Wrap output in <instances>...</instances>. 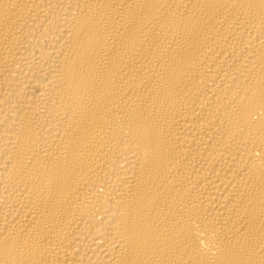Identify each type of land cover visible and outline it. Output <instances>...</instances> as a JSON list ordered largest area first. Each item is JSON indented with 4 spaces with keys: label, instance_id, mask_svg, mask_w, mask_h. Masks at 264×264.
<instances>
[{
    "label": "bare ground",
    "instance_id": "bare-ground-1",
    "mask_svg": "<svg viewBox=\"0 0 264 264\" xmlns=\"http://www.w3.org/2000/svg\"><path fill=\"white\" fill-rule=\"evenodd\" d=\"M0 264H264V0H0Z\"/></svg>",
    "mask_w": 264,
    "mask_h": 264
}]
</instances>
